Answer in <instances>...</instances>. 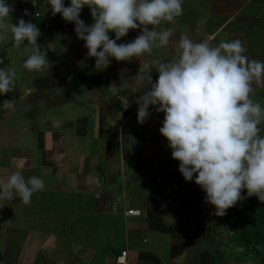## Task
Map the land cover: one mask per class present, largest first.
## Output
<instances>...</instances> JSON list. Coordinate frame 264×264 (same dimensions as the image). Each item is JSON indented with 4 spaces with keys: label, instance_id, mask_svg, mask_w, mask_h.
Masks as SVG:
<instances>
[{
    "label": "crops",
    "instance_id": "1",
    "mask_svg": "<svg viewBox=\"0 0 264 264\" xmlns=\"http://www.w3.org/2000/svg\"><path fill=\"white\" fill-rule=\"evenodd\" d=\"M6 2L14 9L9 22L37 25L51 69H24L29 53L10 35L0 44V68L17 71L16 88L0 95V180L19 172L45 184L29 204L19 196L0 199V264H116L124 249L129 264H187L193 237L169 231L177 186L167 171L171 149L159 132L163 113L150 107L145 122H137L134 101L144 86L134 77L154 58H173L182 32L213 45L239 39L250 59L264 61V0H184L176 22L161 25L174 29L169 46L151 57L112 59L104 69L88 57L74 24L46 12L48 0ZM80 19L93 23L88 7ZM139 34L130 30L118 43ZM151 75L155 82V69ZM254 87L264 104V84ZM246 199L264 206L256 196ZM195 239L211 244L208 235Z\"/></svg>",
    "mask_w": 264,
    "mask_h": 264
},
{
    "label": "clouds",
    "instance_id": "2",
    "mask_svg": "<svg viewBox=\"0 0 264 264\" xmlns=\"http://www.w3.org/2000/svg\"><path fill=\"white\" fill-rule=\"evenodd\" d=\"M184 0H48L46 12L59 14L75 25L77 39L84 42L96 68H106L112 59L128 61L169 46L174 24L183 14ZM88 7L93 23L80 19ZM13 8L0 0V44L11 36L17 48L29 55L23 68L30 72L50 71L47 51L38 44L41 32L36 24L20 18L9 22ZM27 10L24 16H28ZM12 19V17H11ZM140 29L132 41L118 43L130 30ZM114 33L115 38H110ZM25 41L27 42L25 44ZM239 39L193 40L182 32L171 59L154 58L145 72L134 77L144 86L138 105L137 122L150 116V107L163 113L160 135L179 162L185 182H193L205 193V202L224 216L242 199L256 196L264 203V104L255 99V85L264 84V61L250 59ZM4 61L0 59V64ZM158 78L153 82L151 72ZM17 71L0 68V95L16 88ZM7 104L8 102L5 101ZM37 176L27 179L13 172L0 180V199L19 196L24 204L33 193L44 191ZM247 197H242V192Z\"/></svg>",
    "mask_w": 264,
    "mask_h": 264
},
{
    "label": "rangeland",
    "instance_id": "3",
    "mask_svg": "<svg viewBox=\"0 0 264 264\" xmlns=\"http://www.w3.org/2000/svg\"><path fill=\"white\" fill-rule=\"evenodd\" d=\"M175 160L167 159L168 173L172 176V179L177 186V191L179 184L181 186V179H184L180 172L176 177L174 172L177 170L178 165H172ZM170 176V177H171ZM195 177H193V182L184 183L188 185L189 189L186 188L187 193H190L192 199H201L198 202V206L188 209L186 214L181 218L174 217V222L171 224V229L169 230L171 235H180L193 237L194 243L191 245V249L186 257V263L193 264H264V245L248 246L242 247L239 244V239L233 232H226L224 229L211 228L213 223L216 222L217 225L224 224V220L221 216L215 215V208L205 202V193L203 190L194 183ZM243 197V196H242ZM177 205L179 200L175 196ZM247 205H256L247 199H242ZM235 207H240L239 202ZM198 213L201 214L198 217ZM205 227V233H203V228ZM200 235H205L211 237V244L208 248L205 247L203 241L198 243ZM206 252V253H205ZM207 252H210V257L207 256ZM214 258V259H212Z\"/></svg>",
    "mask_w": 264,
    "mask_h": 264
},
{
    "label": "trees",
    "instance_id": "4",
    "mask_svg": "<svg viewBox=\"0 0 264 264\" xmlns=\"http://www.w3.org/2000/svg\"><path fill=\"white\" fill-rule=\"evenodd\" d=\"M179 164L178 161H174L172 165ZM179 167V165H178ZM178 168L174 172V176L178 174ZM181 186L177 191V198L179 203L176 207V218H181L184 215L188 216V209L198 206V202L201 199H192L190 193H187L186 188L188 185H184V179H181ZM240 207H232L226 211V214L222 216L224 224L217 225L214 222L212 225L218 229H224L226 232H233L238 237L239 244L242 247L264 245V206L259 205H247L245 201L239 202ZM201 214L198 213V217ZM205 233V227L202 229ZM1 259V257H0Z\"/></svg>",
    "mask_w": 264,
    "mask_h": 264
},
{
    "label": "built area",
    "instance_id": "5",
    "mask_svg": "<svg viewBox=\"0 0 264 264\" xmlns=\"http://www.w3.org/2000/svg\"><path fill=\"white\" fill-rule=\"evenodd\" d=\"M127 257L128 251L126 249L122 250L116 259V264H129Z\"/></svg>",
    "mask_w": 264,
    "mask_h": 264
}]
</instances>
